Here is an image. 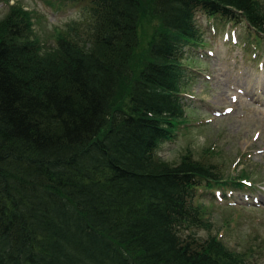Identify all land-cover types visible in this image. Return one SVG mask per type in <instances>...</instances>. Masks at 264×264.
<instances>
[{"label": "trees", "instance_id": "16d2710c", "mask_svg": "<svg viewBox=\"0 0 264 264\" xmlns=\"http://www.w3.org/2000/svg\"><path fill=\"white\" fill-rule=\"evenodd\" d=\"M75 1L81 25L49 51L35 12L12 2L0 18V264H255L224 238L236 221L212 234L198 200L252 188L249 173L158 150L186 122L185 54L205 45L197 15L263 41L264 0ZM146 16L160 30L144 43Z\"/></svg>", "mask_w": 264, "mask_h": 264}, {"label": "rangeland", "instance_id": "374dc122", "mask_svg": "<svg viewBox=\"0 0 264 264\" xmlns=\"http://www.w3.org/2000/svg\"><path fill=\"white\" fill-rule=\"evenodd\" d=\"M12 2L35 12L33 32L42 51L53 48L58 30L81 25L84 19L83 2L75 0H2L0 18ZM220 23L197 15L205 45L185 54L186 122L172 142L160 147L158 156L175 162L189 147L195 157L222 161L223 170L233 176L242 170L249 173L252 189L227 190L221 200L215 197V189L205 190L198 200L212 214V234L224 235L231 224L228 220L236 221L224 236L227 244L242 252L253 251L255 264H264V41L256 42L244 22ZM150 29L160 30L159 17L144 18L141 42L145 43ZM125 92L118 93L119 99ZM215 193L221 196L219 189ZM199 234L206 233L199 230Z\"/></svg>", "mask_w": 264, "mask_h": 264}]
</instances>
